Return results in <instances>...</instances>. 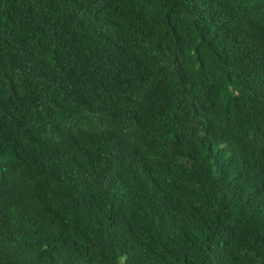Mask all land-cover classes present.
Here are the masks:
<instances>
[{
  "label": "trees",
  "instance_id": "obj_1",
  "mask_svg": "<svg viewBox=\"0 0 264 264\" xmlns=\"http://www.w3.org/2000/svg\"><path fill=\"white\" fill-rule=\"evenodd\" d=\"M0 264H264V0H0Z\"/></svg>",
  "mask_w": 264,
  "mask_h": 264
}]
</instances>
